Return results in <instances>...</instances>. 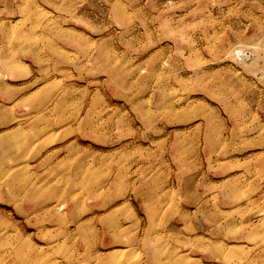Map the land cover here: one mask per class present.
<instances>
[{
    "label": "rangeland",
    "instance_id": "rangeland-1",
    "mask_svg": "<svg viewBox=\"0 0 264 264\" xmlns=\"http://www.w3.org/2000/svg\"><path fill=\"white\" fill-rule=\"evenodd\" d=\"M0 264H264V0H0Z\"/></svg>",
    "mask_w": 264,
    "mask_h": 264
}]
</instances>
